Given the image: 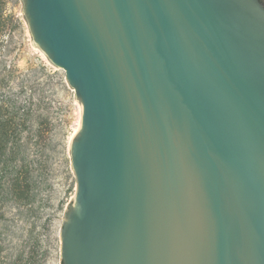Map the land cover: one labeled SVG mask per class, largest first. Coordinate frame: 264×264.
Masks as SVG:
<instances>
[{
  "label": "water",
  "instance_id": "obj_1",
  "mask_svg": "<svg viewBox=\"0 0 264 264\" xmlns=\"http://www.w3.org/2000/svg\"><path fill=\"white\" fill-rule=\"evenodd\" d=\"M82 105L61 264H264V3L21 0Z\"/></svg>",
  "mask_w": 264,
  "mask_h": 264
},
{
  "label": "rangeland",
  "instance_id": "obj_2",
  "mask_svg": "<svg viewBox=\"0 0 264 264\" xmlns=\"http://www.w3.org/2000/svg\"><path fill=\"white\" fill-rule=\"evenodd\" d=\"M0 93L13 96L19 106L31 95L41 98L44 149L30 209L20 211L7 199L8 176L1 177L0 264H14L16 258L20 264H61L59 231L76 189L69 143L80 126L82 105L64 71L32 42L21 0H0Z\"/></svg>",
  "mask_w": 264,
  "mask_h": 264
},
{
  "label": "trees",
  "instance_id": "obj_3",
  "mask_svg": "<svg viewBox=\"0 0 264 264\" xmlns=\"http://www.w3.org/2000/svg\"><path fill=\"white\" fill-rule=\"evenodd\" d=\"M12 97L0 93V186L1 177L7 175V199L22 211L23 208L30 209L41 182L38 177L44 154L40 145L42 100L31 95L23 106H19ZM13 262L18 264L19 259Z\"/></svg>",
  "mask_w": 264,
  "mask_h": 264
},
{
  "label": "bare ground",
  "instance_id": "obj_4",
  "mask_svg": "<svg viewBox=\"0 0 264 264\" xmlns=\"http://www.w3.org/2000/svg\"><path fill=\"white\" fill-rule=\"evenodd\" d=\"M78 128L76 127L75 129H74V131H73V133L77 130ZM73 135V134H72Z\"/></svg>",
  "mask_w": 264,
  "mask_h": 264
}]
</instances>
